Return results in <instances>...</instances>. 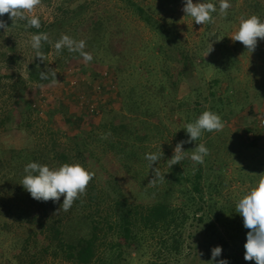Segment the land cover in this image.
<instances>
[{"label":"trees","instance_id":"16d2710c","mask_svg":"<svg viewBox=\"0 0 264 264\" xmlns=\"http://www.w3.org/2000/svg\"><path fill=\"white\" fill-rule=\"evenodd\" d=\"M105 1L80 0L69 17L47 25L40 20L38 29L28 26L26 20L12 22L8 13L0 16L6 25L5 29L0 28V34L2 38L8 35V44L0 51V61L6 66L0 68V96L6 95L12 108L25 98L22 118L17 121L14 116L13 121V110H4L0 114V130L30 127L29 119L36 112L32 99L25 97L26 92L31 84L46 86L55 79L56 74L47 63L53 50L51 34L55 26L62 27L66 22H70L73 38L80 34L84 47L61 49L56 53L62 57L59 63L74 65L76 74L87 71L95 62L105 65L104 79L117 86L114 94L119 99L117 109L111 107L108 95L102 110L87 108L84 117H80L83 123L72 131L69 128V134L52 126V131L47 128L49 135L34 138L26 147L0 146V244L8 241L7 250L0 254V264H210L211 249L217 245L222 247L217 259L245 264L243 246L249 230L236 213L238 201L219 192L223 181L216 182L217 176L212 174L213 180H209L210 171L217 169L215 163H209V154L203 164H194L190 159L195 144H205L210 153L212 132H203L197 141L183 144L185 157L179 164L171 165L173 154L169 155V142L176 145L187 140L185 125L204 110L218 113L222 121L227 119L222 109L230 106L233 96L217 97L210 90L203 96L198 88L185 94L184 89L189 88L186 77L197 70V58L202 66H212L215 73H226L231 68H219L218 57L226 64L235 63L227 33L236 22V11L231 6L236 0H230L226 14H213L192 48L181 40L174 19L162 22L177 0H156L149 6L135 0H114L156 37L147 48L152 62L161 64L160 69L146 70L143 81L139 75H125L135 66L133 53L137 46L122 30L123 22L116 20L117 14L102 4ZM212 2L219 12V0ZM263 2L254 0L248 5L252 15L261 20ZM95 5L98 8L92 9ZM39 32L47 33L48 40L42 41L38 55L30 42L31 36ZM21 43L25 44L29 60L22 72ZM144 50L146 46L137 51ZM83 53L90 54L92 60L85 61ZM42 72L47 79L41 78ZM100 73L98 76L103 74ZM87 81L86 90L94 93L96 80ZM219 81L215 78L213 84L218 85ZM66 110L60 109L63 117ZM77 111L76 107L72 116ZM165 111L169 113L166 123L160 117ZM174 116L180 119L179 126L174 127ZM160 148L162 159L153 166L159 171L157 178L145 155L157 153ZM29 162L50 167L80 163L94 175L84 194L65 212L61 206L63 195L55 203L37 201L20 185ZM217 165L224 167L225 162ZM120 177L131 180L129 192L121 186Z\"/></svg>","mask_w":264,"mask_h":264},{"label":"rangeland","instance_id":"374dc122","mask_svg":"<svg viewBox=\"0 0 264 264\" xmlns=\"http://www.w3.org/2000/svg\"><path fill=\"white\" fill-rule=\"evenodd\" d=\"M135 1L139 2L142 6H149L156 2V0ZM193 2L195 3L196 0H193ZM253 2L254 0H236L231 5L236 11V22L232 24L231 28L228 30L227 44L231 49L230 52L232 56L236 60L235 63L231 65L226 64L222 61L221 57L217 56L219 68H230L228 66H231V68L228 69L226 73H215L212 66H202L199 61L200 59L197 58V70L192 72L190 77H186L189 88L187 90L186 88L184 89V92H186L185 94H191L192 89L198 88V90L202 91L203 96H207L210 90L216 92L217 97L226 98L228 95H231L235 98L234 100L231 99L230 106L227 109H222V113L224 112L227 115V119L223 120V129L220 131H213L210 134L213 136V146L208 158L209 163H215L217 168L214 172L210 171L209 180H213L211 176L213 174L217 176L216 182L219 180L223 181V188L219 189V192H222V194H225L227 197H231L233 201H238L251 187L255 186L260 179H264V40H258L255 50L249 53L241 42L231 39L237 31L241 18L252 15V11L248 9V5ZM79 3L80 0H39V3L32 12L29 13L25 11L24 15L30 18L31 15L34 14L38 16L45 25L53 24L54 22L57 23L59 20L69 17ZM102 4L107 5L106 8L113 10V12L117 14L116 20L118 19L123 22V26H121L122 30L128 33L132 42L137 46L135 47L136 51L133 53V56L136 58L135 66L134 68H129L128 73L125 75H128L129 78L132 75L138 78L139 75L141 81L145 80L146 70H152L154 72V67L158 70L160 69L161 64H157V62L154 64L152 62V55L149 51L156 37L143 26L141 22L134 19L127 10H124L120 6V3H116L114 0H106ZM182 7L183 0H177V4L172 12L170 14L166 13L163 16L162 22L165 23L174 19L175 28L181 40L184 41L186 47L192 48L194 44L198 43L206 27L205 24L198 25L192 21L191 17L184 16L185 14L182 11ZM94 8L98 7L95 5L92 9ZM9 19L12 22L20 20L17 17L11 18L10 15ZM69 23L70 22L64 23L62 27L55 26L51 34L53 50L47 57V63L49 70L56 74L55 79L46 86L31 84L26 92L25 97L29 96L32 99V108L36 112L33 113L29 119L30 127L11 129L7 132L0 130V146L14 149L26 147L34 138H40L41 136L46 137V135H49L50 131L48 133L47 128L50 130L52 126H56L61 133L69 134V128L72 131L83 123L84 120L80 117H84V112L87 108L89 110L93 106L97 110H102L107 104L106 101H108V96L110 98L109 102H112L111 107L117 109V105L119 104V99L115 95L117 86H111L110 82L104 79L105 65L95 62L86 68L87 71L83 69L76 74V71H74L75 68L73 67L74 65L65 66L59 63L62 57L57 55L55 43L59 41L62 36L67 35L70 37L74 41V47L75 44L83 40L80 34L77 33V37L75 36V38H73ZM4 38L5 40H3ZM6 38H8L7 34H5L3 38L2 35L0 36V51L5 48V44H8ZM18 40H20V36L16 42H18ZM23 44L19 50L21 72L25 70V66L29 61L26 49L23 48L25 44ZM141 46H146V50L139 53L137 50ZM5 67V63L0 61V68L4 69ZM99 71H101V73L103 72V74L100 73V76H98ZM141 73H143V75H141ZM89 78L94 79V81L96 80L93 85V87H95L94 93L87 91L84 86L87 81L86 79H88L87 82H89ZM215 78L220 80L218 85L213 84ZM81 95L84 96L80 98ZM5 96L6 95L0 96V114L6 109L13 110V121L14 116L17 121H19L24 113L25 103L23 101L25 98L22 99L23 101L19 99L14 109L12 105L6 101ZM225 105L228 104L223 103V106ZM64 107L67 108V110L63 117L60 113V109ZM76 107L78 111L72 116L74 110L76 111ZM208 107L209 103L205 104V108ZM167 116H169L167 111L160 116L164 123L168 121ZM70 117H73V120H70ZM173 121H176L175 125L172 123L167 124L169 126L174 125V127L179 126L180 119L178 117L174 116ZM94 122L95 121L91 123ZM169 145L172 146V148L169 149L170 155L173 154L175 143L169 142ZM217 162H225V166L220 167L217 165ZM205 170L208 171L209 174V170ZM120 179L123 189L129 192L132 185L131 180L126 181L125 178L122 177H120ZM7 243L8 241L4 244H0V254L2 252L5 253L4 249L7 250ZM242 260H244V258ZM244 261L246 262L245 264H251L250 261Z\"/></svg>","mask_w":264,"mask_h":264},{"label":"clouds","instance_id":"9594fccd","mask_svg":"<svg viewBox=\"0 0 264 264\" xmlns=\"http://www.w3.org/2000/svg\"><path fill=\"white\" fill-rule=\"evenodd\" d=\"M38 3L39 0H0V16L8 13L11 18L17 17L20 20H26L28 26L38 29L40 18L34 14L30 18L24 15L25 11L31 13ZM229 7L230 0H219V12L212 0H196L195 3L193 0H183L182 11L184 16L191 17L193 22L203 25L212 20L214 13L226 14ZM0 28H6L3 20H0ZM231 39L241 42L249 53L253 52L258 40H264V20H261L257 15L242 17L237 31ZM47 40V33L39 32L31 36V47L36 50L38 55L42 41ZM65 47L69 51L79 50L84 47V41H80L74 47V41L64 35L55 43V48L59 52ZM211 50L210 47L207 54ZM83 56L85 61L92 60V56L88 53H83ZM41 78L47 79V74L42 72ZM223 127V121L218 113L208 109L204 110L195 120L185 125L184 130L188 139L176 143L170 158L171 165L179 164L184 159L183 144L197 141L203 132L220 131ZM208 154L209 149L205 144H195L190 159L194 164H203ZM145 159L149 161V168L159 178V171L153 166L162 159L161 148L157 153L146 154ZM23 171L24 176L20 185L30 194L31 198L45 202L52 200L55 203L63 195L61 206L65 212L72 207L74 201L84 194L94 175L80 163H64L58 167H50L46 164L29 162ZM236 213L243 218V226L249 230L246 233V242L243 246L245 249L244 260L254 261L255 264H264V179H260L238 200ZM221 253V246L217 245L212 248L210 264H229L226 258L217 259Z\"/></svg>","mask_w":264,"mask_h":264},{"label":"built area","instance_id":"2783aa9c","mask_svg":"<svg viewBox=\"0 0 264 264\" xmlns=\"http://www.w3.org/2000/svg\"><path fill=\"white\" fill-rule=\"evenodd\" d=\"M82 103V102H81ZM94 107L92 106L91 109H93Z\"/></svg>","mask_w":264,"mask_h":264}]
</instances>
